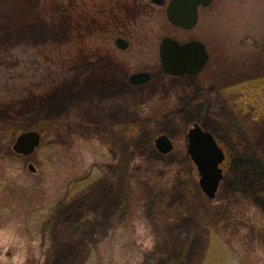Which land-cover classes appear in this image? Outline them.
<instances>
[{"label":"rangeland","instance_id":"1","mask_svg":"<svg viewBox=\"0 0 264 264\" xmlns=\"http://www.w3.org/2000/svg\"><path fill=\"white\" fill-rule=\"evenodd\" d=\"M8 3L18 10L0 12V264H264V0H213L189 31L151 0ZM115 25L134 35L119 63L137 48L146 60L111 57ZM167 35L206 44L197 79L156 69ZM148 61L152 84L121 98L122 113L98 103L119 69ZM195 122L227 153L214 198L186 149ZM36 123L41 145L17 156L15 137ZM161 134L175 140L165 156Z\"/></svg>","mask_w":264,"mask_h":264},{"label":"water","instance_id":"2","mask_svg":"<svg viewBox=\"0 0 264 264\" xmlns=\"http://www.w3.org/2000/svg\"><path fill=\"white\" fill-rule=\"evenodd\" d=\"M152 1L158 4L165 2ZM212 1L170 0L166 9L167 18L175 26L193 28L198 21L199 6L207 7ZM160 57L164 70L169 74L198 73L208 60V52L200 41L192 40L180 44L171 37H164L160 44ZM148 76L146 72H139L133 74L131 80L135 83L143 82ZM186 138L187 151L199 171L200 186L209 198H214L224 177L221 164L225 160V152L213 134L204 130L199 123L193 124ZM39 143L40 134L36 130H28L17 136L14 149L20 153L30 154ZM155 144L162 153H168L173 149L172 141L167 134L159 135L155 139Z\"/></svg>","mask_w":264,"mask_h":264},{"label":"flooded vegetation","instance_id":"3","mask_svg":"<svg viewBox=\"0 0 264 264\" xmlns=\"http://www.w3.org/2000/svg\"><path fill=\"white\" fill-rule=\"evenodd\" d=\"M152 1V0H151ZM169 1L170 0H165V2L163 3V4H158V3H155L154 1H152L154 4H156V5H166V7H165V12H166V9H167V5H168V3H169ZM201 8H206V7H203V6H199V9H198V21H197V23H196V25L198 24V22H199V17H200V10H201ZM110 16L111 17H115L117 20L115 21V24L117 23V22H119L120 20H118V18H119V16H120V11L117 9L116 11H114L113 13H110ZM167 16V15H166ZM168 19V18H167ZM169 21V20H168ZM170 22V21H169ZM171 23V22H170ZM172 24V23H171ZM173 26H175L174 24H172ZM195 25V26H196ZM195 26L193 27V28H190V29H187V28H183V27H179V26H175L176 28H179V29H182V30H185V31H189V30H192V29H194L195 28ZM115 28H116V37H115V39H114V42L113 43H109L108 45H109V48H110V50H112V55H111V57L113 56V58L119 63V61L121 60V56H120V53L122 54L123 53V55H126V54H124L126 51H127V49H129L130 48V46H133L134 45V35H132L133 33L131 32V31H129V29L127 28V29H125L124 31H122L121 30V27H120V25H115ZM123 28H125V27H123ZM127 31V32H126ZM124 32H126L127 34L129 33L130 34V36L131 37H128V35L126 34V33H124ZM133 36V37H132ZM164 37H171V38H173V39H175L176 41H178L180 44H184V43H187V42H190V41H192V40H197V41H200V42H202L204 45H205V48L207 49V52H208V60H207V62L205 63V65L203 66V68L198 72V73H184V74H178V75H173V74H169V73H167L165 70H164V68H163V66H162V62H161V57H160V44H161V42H162V39L164 38ZM164 37H162V39L160 40V42L158 43V45H157V54L155 55L154 53V50H153V57H154V62L156 63V69H158L159 71H160V73H162V77L164 76V77H171V78H180V77H185V78H190V79H192V80H195V79H197L198 78V76H200L201 75V73L203 72V70L205 69V67H206V65H207V63L209 62V60H210V52H209V50H208V48H207V46H206V44L199 38V37H197V36H194V37H191V38H189V39H186V40H182V39H180V38H178V37H175V36H172V35H167V36H164ZM121 41H120V40ZM119 40V41H118ZM93 42H94V40H93ZM140 50H139V48H137L135 51H134V53H133V55H130V57L128 58V57H126L127 59H126V61H125V57L122 59L123 60V63H119V64H121V65H123V64H125V63H127L128 61H134V60H136V58H139L140 57V59L142 60H146L145 59V57H146V55L145 56H143V55H141L140 54V52H139ZM120 56V57H119ZM156 56V57H155ZM119 60V61H118ZM148 63H151L150 65H148L146 68H142V69H137V70H132V72H127V70H125L124 68H121V69H119L116 73L117 74H115L114 76H116L117 77V80H115L114 82H115V84H114V86H112L113 88H107L105 85L107 84V83H105V84H103L102 86H103V89H105L103 92L101 91V93L102 94H105V95H103V97H102V100H100L99 102L98 101H95V102H98V103H101V104H103L104 106H106V105H108V106H110V105H112L113 107H117V109H121V110H119V111H121V113L125 110L124 109V107L122 108L121 107V102H120V100H121V98H122V101H124L125 100V95L128 93V94H130V93H134L135 91H137V92H145V90L148 88V86H150L152 83V80H153V71H151V68H149V67H152V66H155V63H153V61L151 62V61H148ZM129 64V63H128ZM154 64V65H153ZM107 71H109L108 69H107ZM106 70L103 72V73H105L106 75L105 76H107V73H109V72H107ZM139 72H146V73H148L149 74V76H148V79L146 80V81H143V82H138V83H135V82H133L132 80H131V76L133 75V74H136V73H139ZM109 76V75H108ZM125 81H126V84L127 85H125ZM196 83V82H195ZM198 83V82H197ZM108 86V85H107ZM134 91V92H133ZM105 92V93H104ZM92 98H93V96H91ZM120 103V104H119ZM95 104H97V103H95ZM117 104V105H116ZM102 105V106H103ZM123 105H124V103H123ZM101 106V109L100 108H96V106H95V108L97 109V110H99V111H103V109H104V107H102ZM121 107V108H120ZM117 113H118V111H117ZM120 113V112H119ZM124 114V113H123ZM112 118L111 119V123H114L113 122V120H114V118L112 117V116H110L109 115V117H108V114L106 115V117H105V119L109 122V118ZM121 117V114H120V116H118V120H119V122H120V118ZM123 117V116H122ZM120 125H122V124H120ZM43 126H44V124H40V123H36V127L35 128H33V129H30V130H36L39 134H40V143H39V145L35 148V150L32 152V153H30V154H24V153H20V152H17L15 149H14V144H15V141H16V138H17V136L21 133H19L16 137H15V139H14V142H13V145H12V149H13V151H14V153L17 155V156H20V157H30L38 148H39V146L41 145V141H42V132H41V130L43 129ZM105 126H107V125H105ZM204 128V127H203ZM189 129V128H188ZM205 129V128H204ZM205 130H207V129H205ZM23 132V131H22ZM187 132H188V130H187ZM187 132L185 133V135H184V137H185V140H187V138H186V135H187ZM168 136H169V138L171 139V141H172V144H173V149L169 152V153H171L173 150H174V147H175V140H174V137H173V135H169V134H167ZM156 139V138H155ZM217 142H218V144L222 147V145L220 144V142L218 141V139H217ZM154 146H155V149L159 152V155L160 156H165V155H167V154H164V153H161L160 151H159V149L157 148V146H156V144H155V141H154ZM186 149H187V145H186ZM223 150H224V148H223ZM188 152V151H187ZM224 152H225V150H224ZM189 154V153H188ZM189 156H190V154H189ZM190 158H191V156H190ZM226 158H227V153L225 152V160H226ZM28 169L30 170V171H32V172H36L37 171V167L33 164V163H28ZM88 183H93V180L92 179H84V180H82V182L79 184V185H81V184H84V185H87ZM74 194L73 195H75V193H76V190L74 189L73 191H72ZM78 192V191H77ZM86 193H87V190L85 191ZM84 192V193H85ZM98 195L100 196L101 195V197H102V199L104 198V194H103V192H102V190H100V191H98ZM69 202V201H68ZM103 225H104V223H102Z\"/></svg>","mask_w":264,"mask_h":264},{"label":"trees","instance_id":"4","mask_svg":"<svg viewBox=\"0 0 264 264\" xmlns=\"http://www.w3.org/2000/svg\"><path fill=\"white\" fill-rule=\"evenodd\" d=\"M8 1H10V0H7V1H4V0H0V12L2 13V12H4V11H6V10H4V9H7V10H10V8H12L11 10L12 11H16V10H18V7H17V5L15 6H11V4L10 5H8L9 3H8ZM5 3H8V4H5ZM3 10V11H2ZM16 24H18V22H16ZM17 26V25H16ZM80 71V70H79ZM81 80V79H80ZM243 85L244 84H237V86H235V87H237V90H240L239 91V93H240V97H242V99L246 96V94L244 93V91L246 92V90L244 89V87H243ZM244 100H246V99H244ZM245 102V101H244ZM42 107V106H41ZM243 111H245V109H243ZM233 117V116H232ZM228 119V118H227ZM250 119H251V121H254V117H251V115H250Z\"/></svg>","mask_w":264,"mask_h":264}]
</instances>
